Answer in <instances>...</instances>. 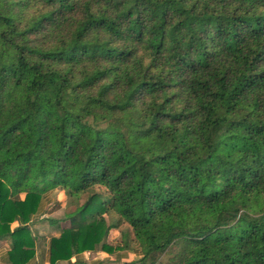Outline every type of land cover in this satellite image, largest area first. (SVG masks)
Instances as JSON below:
<instances>
[{
  "label": "trees",
  "instance_id": "1",
  "mask_svg": "<svg viewBox=\"0 0 264 264\" xmlns=\"http://www.w3.org/2000/svg\"><path fill=\"white\" fill-rule=\"evenodd\" d=\"M55 190L50 264L131 242L123 264H264V0H0L11 264Z\"/></svg>",
  "mask_w": 264,
  "mask_h": 264
},
{
  "label": "crops",
  "instance_id": "2",
  "mask_svg": "<svg viewBox=\"0 0 264 264\" xmlns=\"http://www.w3.org/2000/svg\"><path fill=\"white\" fill-rule=\"evenodd\" d=\"M53 192L47 193L43 196L39 211L35 215L34 221L30 223V229L35 237V253L34 257L27 264H50L51 240L52 238H58L61 235V227L67 225V222L65 221V215L64 219H57L52 216L51 212L56 206L55 203L57 201H61L59 208H64L65 206L64 200H55L54 198L50 197V194ZM114 234H116L115 236H122V232L120 230L111 231L107 240L109 243L113 241L112 236H114ZM131 246L134 247V242H131ZM9 250L10 242L8 240H0V264H11L9 262ZM122 253V251H120V253H115V260L117 261L115 264H123L132 261L127 258V255ZM112 255L113 254L103 251L102 249H98L96 251L74 255L69 260L60 261L59 264H107V262L113 259ZM132 257L133 261L138 260L141 257L140 251H135Z\"/></svg>",
  "mask_w": 264,
  "mask_h": 264
},
{
  "label": "rangeland",
  "instance_id": "3",
  "mask_svg": "<svg viewBox=\"0 0 264 264\" xmlns=\"http://www.w3.org/2000/svg\"><path fill=\"white\" fill-rule=\"evenodd\" d=\"M61 195V196H60ZM50 197L51 198H54L55 200L57 199H61V200H64V203H65V206H64V208H59V206L61 205V201H57L56 203H55V207L53 208V211L51 212L52 213V216H54V218H57V219H60V218H63L64 219V215H65V212H66V208H67V204H68V201H69V196L68 195H66L65 193H63V192H61V191H55V192H53L52 194H50ZM69 210L70 209H72V207H70V208H68ZM116 234H114V236H112V240L113 241H111V243L110 244H112V245H114V246H116V245H119V244H121V241H122V236L121 235H119V236H115ZM129 237H133L132 236V234H131V236H129ZM138 249L137 248H134V247H132V248H129V249H125V250H123L122 252V254H125V255H127V258L128 259H130V260H132L133 261V257H132V255L135 253V251H137ZM116 256H115V254H113L112 255V260H110L109 262H107V264H115V263H117V261L115 260L116 258H115Z\"/></svg>",
  "mask_w": 264,
  "mask_h": 264
}]
</instances>
